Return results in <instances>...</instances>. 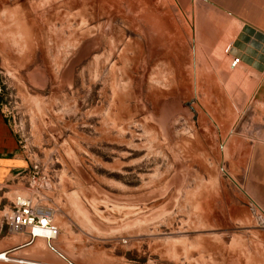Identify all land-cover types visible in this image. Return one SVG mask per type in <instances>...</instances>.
I'll use <instances>...</instances> for the list:
<instances>
[{
    "label": "rangeland",
    "instance_id": "1",
    "mask_svg": "<svg viewBox=\"0 0 264 264\" xmlns=\"http://www.w3.org/2000/svg\"><path fill=\"white\" fill-rule=\"evenodd\" d=\"M181 2L0 0V111L26 163L0 187V264H62L42 239L16 249L15 195L73 264H264L230 38Z\"/></svg>",
    "mask_w": 264,
    "mask_h": 264
},
{
    "label": "crops",
    "instance_id": "2",
    "mask_svg": "<svg viewBox=\"0 0 264 264\" xmlns=\"http://www.w3.org/2000/svg\"><path fill=\"white\" fill-rule=\"evenodd\" d=\"M213 11L216 30L230 38L224 50L231 72L230 87L236 118L245 119L240 129L254 136L248 179L256 199L264 210V0H181ZM219 18L230 22L222 25ZM206 19V22H209ZM221 23V25H219ZM238 59L237 64H232ZM240 122L238 123V125ZM26 171L19 155V142L0 111V187Z\"/></svg>",
    "mask_w": 264,
    "mask_h": 264
},
{
    "label": "built area",
    "instance_id": "3",
    "mask_svg": "<svg viewBox=\"0 0 264 264\" xmlns=\"http://www.w3.org/2000/svg\"><path fill=\"white\" fill-rule=\"evenodd\" d=\"M225 51L228 52L229 47L226 48ZM237 63L238 59H234L232 62L234 65ZM5 221L11 233L25 234L27 236L28 241L16 249L30 246L37 239H42L46 247L62 262V264H73L52 245L56 235V228L52 224L51 217L43 209L42 212H40L26 197L21 195L14 196L12 209L5 214ZM35 230L42 231L43 236L33 237V232ZM30 233H32V237ZM0 255L7 258L8 252H0Z\"/></svg>",
    "mask_w": 264,
    "mask_h": 264
},
{
    "label": "bare ground",
    "instance_id": "4",
    "mask_svg": "<svg viewBox=\"0 0 264 264\" xmlns=\"http://www.w3.org/2000/svg\"><path fill=\"white\" fill-rule=\"evenodd\" d=\"M43 212H44V211H43ZM51 235H52V234H51ZM30 236L32 237V233H30ZM37 236H43L42 231H40V230H35V231L33 232V237H37ZM0 259H4V260H6L7 258H5V257H3L2 255H0ZM7 260H10V259L8 258Z\"/></svg>",
    "mask_w": 264,
    "mask_h": 264
}]
</instances>
